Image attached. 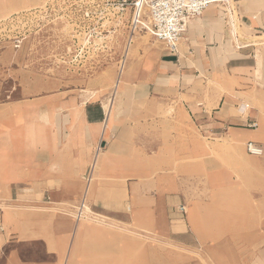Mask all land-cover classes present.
<instances>
[{
  "label": "crops",
  "instance_id": "crops-1",
  "mask_svg": "<svg viewBox=\"0 0 264 264\" xmlns=\"http://www.w3.org/2000/svg\"><path fill=\"white\" fill-rule=\"evenodd\" d=\"M157 48L153 100L20 105L0 141V264H264V0L214 3ZM249 142L263 154L242 184L225 148ZM84 198L149 233L77 219Z\"/></svg>",
  "mask_w": 264,
  "mask_h": 264
},
{
  "label": "rangeland",
  "instance_id": "rangeland-1",
  "mask_svg": "<svg viewBox=\"0 0 264 264\" xmlns=\"http://www.w3.org/2000/svg\"><path fill=\"white\" fill-rule=\"evenodd\" d=\"M90 3L96 7L97 14L86 22L93 25L102 16L101 0ZM75 6L74 0H42L33 6L0 12V141L9 135L14 116L25 103L29 106L23 112L33 119L40 102L55 107L62 101L73 100L110 105L115 99L127 102L153 100L143 94L147 86L143 77L147 65L145 56L163 41L141 31L131 45H126L123 42L126 30L117 28L115 34L103 39L106 33L100 28L87 42L88 29L76 31L73 27ZM5 8V3L0 0V10ZM34 10L38 11L36 15L31 14ZM17 39L21 41L18 47ZM129 87L132 90L135 87V93L123 94ZM259 100L258 105L263 106L264 93ZM259 113L264 118V106ZM225 150L229 155L226 164L241 167V172H235L234 177L244 184L250 176L245 171L256 166L248 160L251 154L247 143L231 147L226 144ZM241 197L238 193L230 199ZM102 208L89 203L85 218L101 226L107 224L113 233H149L137 231L132 221L120 222L117 213H99Z\"/></svg>",
  "mask_w": 264,
  "mask_h": 264
},
{
  "label": "built area",
  "instance_id": "built-area-1",
  "mask_svg": "<svg viewBox=\"0 0 264 264\" xmlns=\"http://www.w3.org/2000/svg\"><path fill=\"white\" fill-rule=\"evenodd\" d=\"M77 6L73 9L76 16L73 27L76 31L88 29L87 42H90L93 32L96 29L104 28L107 39L110 35L117 32V28L126 30L125 44L131 45L138 32L146 31L157 39L165 42L168 49L175 51L180 38L187 30L188 22L199 16L208 6L214 3H222L228 0H101L102 15L99 20L90 25L86 21L97 14L96 7L91 5V0H74ZM94 2V0H93ZM132 7V14L129 16V8ZM34 10L31 14L36 15ZM102 20L101 24L99 22ZM115 23V25H113ZM18 47L21 41L16 40ZM253 123V127H257ZM249 153L253 155L263 154V149L253 142L247 144ZM93 165L86 175L89 185L92 177ZM87 205L85 198L76 207L75 217L82 219L86 217ZM184 209V207H183Z\"/></svg>",
  "mask_w": 264,
  "mask_h": 264
},
{
  "label": "bare ground",
  "instance_id": "bare-ground-1",
  "mask_svg": "<svg viewBox=\"0 0 264 264\" xmlns=\"http://www.w3.org/2000/svg\"><path fill=\"white\" fill-rule=\"evenodd\" d=\"M118 82H120V80L118 81ZM117 85H118V83H117ZM47 126V125H46ZM76 127V126H75ZM48 130V129H47ZM42 131H44V130H42ZM44 134H45V132H44ZM46 135V134H45ZM49 135L51 136V133H49ZM41 137H43V135L41 136ZM46 137V136H45ZM44 137V138H45ZM44 142V141H43ZM49 142H50V140H49ZM98 163V162H97Z\"/></svg>",
  "mask_w": 264,
  "mask_h": 264
}]
</instances>
